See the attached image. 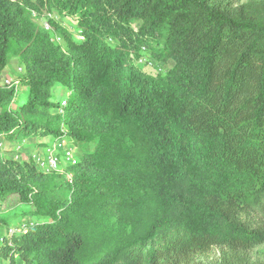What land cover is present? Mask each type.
<instances>
[{"label":"trees","instance_id":"16d2710c","mask_svg":"<svg viewBox=\"0 0 264 264\" xmlns=\"http://www.w3.org/2000/svg\"><path fill=\"white\" fill-rule=\"evenodd\" d=\"M224 1L0 0V74L24 69L0 86V144L63 140L76 159L42 173L0 153V260L258 255L264 20Z\"/></svg>","mask_w":264,"mask_h":264},{"label":"rangeland","instance_id":"374dc122","mask_svg":"<svg viewBox=\"0 0 264 264\" xmlns=\"http://www.w3.org/2000/svg\"><path fill=\"white\" fill-rule=\"evenodd\" d=\"M231 10H238L239 13L246 14L252 16L258 23H263L264 20V0H225L224 1ZM44 21L40 22V26H46ZM68 23V21L66 20ZM136 28L139 25L135 26ZM154 65L155 63L152 62ZM166 67L171 66V60H167L165 63ZM158 65H156V68ZM150 73H154V69L148 70ZM24 73V69L22 64L19 62L17 58L9 59L7 66L3 69L0 74V86L4 85H16L18 81L22 78ZM66 95L63 94V99H65ZM43 141L42 139L35 141L26 140L16 144L9 143H1L0 144V153L1 157L6 161H15V162H25L26 166L29 167L30 170L40 171L42 173H51L53 169H51L44 161L46 147L38 146V144H42L43 142L47 145H50L48 149H52L54 146L53 142ZM66 164H59L57 172H62ZM9 229V228H8ZM7 229V230H8ZM6 230V232H7ZM2 234H5L3 232ZM0 234V236L2 235ZM255 252H257V256L253 257L249 264H261L264 262L263 258H261V253H264V245L257 246L255 248ZM258 257V258H257ZM219 254L216 250L211 252L208 256L201 257L195 259L190 264H219ZM0 264H7L0 260ZM17 264H21L17 262Z\"/></svg>","mask_w":264,"mask_h":264},{"label":"built area","instance_id":"2783aa9c","mask_svg":"<svg viewBox=\"0 0 264 264\" xmlns=\"http://www.w3.org/2000/svg\"><path fill=\"white\" fill-rule=\"evenodd\" d=\"M53 144L52 149H48L50 145H47L44 157L46 164L53 169L52 172L57 173L55 170H58L60 163L74 166L76 163L74 149L63 140L53 142ZM14 231L13 229H8L7 236H11Z\"/></svg>","mask_w":264,"mask_h":264},{"label":"crops","instance_id":"0c3cea01","mask_svg":"<svg viewBox=\"0 0 264 264\" xmlns=\"http://www.w3.org/2000/svg\"><path fill=\"white\" fill-rule=\"evenodd\" d=\"M42 140H43V141H46V142L48 141V139H42Z\"/></svg>","mask_w":264,"mask_h":264}]
</instances>
